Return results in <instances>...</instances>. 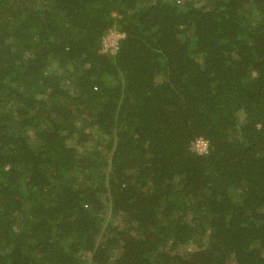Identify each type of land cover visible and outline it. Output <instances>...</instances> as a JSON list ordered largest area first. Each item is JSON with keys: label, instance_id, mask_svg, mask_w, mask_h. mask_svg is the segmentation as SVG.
Returning <instances> with one entry per match:
<instances>
[{"label": "trees", "instance_id": "trees-1", "mask_svg": "<svg viewBox=\"0 0 264 264\" xmlns=\"http://www.w3.org/2000/svg\"><path fill=\"white\" fill-rule=\"evenodd\" d=\"M0 264H264V0H0Z\"/></svg>", "mask_w": 264, "mask_h": 264}, {"label": "built area", "instance_id": "built-area-1", "mask_svg": "<svg viewBox=\"0 0 264 264\" xmlns=\"http://www.w3.org/2000/svg\"><path fill=\"white\" fill-rule=\"evenodd\" d=\"M123 38H124V34H121L116 30L110 31L103 39L102 53L109 55L116 54L119 46V41ZM208 146H209L208 142L200 138L195 142L194 150L200 155H205L208 153L209 150Z\"/></svg>", "mask_w": 264, "mask_h": 264}, {"label": "rangeland", "instance_id": "rangeland-1", "mask_svg": "<svg viewBox=\"0 0 264 264\" xmlns=\"http://www.w3.org/2000/svg\"><path fill=\"white\" fill-rule=\"evenodd\" d=\"M167 1H169V2H172L173 0H167ZM181 1H183V0H178V2H181ZM198 2H199V4H201V5H205V3H206V0H197ZM108 44V43H107ZM109 45V44H108Z\"/></svg>", "mask_w": 264, "mask_h": 264}]
</instances>
